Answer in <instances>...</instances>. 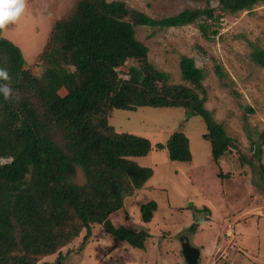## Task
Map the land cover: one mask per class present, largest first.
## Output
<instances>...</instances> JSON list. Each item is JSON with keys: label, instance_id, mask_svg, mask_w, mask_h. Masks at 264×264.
Wrapping results in <instances>:
<instances>
[{"label": "trees", "instance_id": "1", "mask_svg": "<svg viewBox=\"0 0 264 264\" xmlns=\"http://www.w3.org/2000/svg\"><path fill=\"white\" fill-rule=\"evenodd\" d=\"M202 1L204 8L186 7L155 18L121 0H77L73 10L52 23L38 55L48 64L40 78L31 67L25 68L20 47L0 38V64L6 58L19 97L12 102L0 97V158L11 160L0 165V264H36L83 228L88 239L96 223L116 240L145 248L151 236L147 229L112 222L126 195L143 189L153 176V169L140 165L138 158L152 151L167 152L171 161L191 163L193 153L182 131L154 144L145 136L117 131L110 122L116 110L178 107L201 116L214 167L237 146L205 106L206 74L196 60L182 55L179 68L185 83L172 84L170 74L150 62L149 47L136 36L138 26L193 23L205 35L216 34L209 22L219 19L216 10L236 13L262 0H217V6L212 0ZM253 59L264 67L263 52L255 50ZM217 73L224 76L220 66ZM245 109L247 121L255 110ZM263 138L262 133V139L253 143L258 160ZM242 161L254 173L260 169L264 173L263 164L247 157ZM77 168L85 174L83 183L74 180ZM157 207L155 201L142 204V221L151 224ZM189 230L195 232L196 224Z\"/></svg>", "mask_w": 264, "mask_h": 264}, {"label": "rangeland", "instance_id": "2", "mask_svg": "<svg viewBox=\"0 0 264 264\" xmlns=\"http://www.w3.org/2000/svg\"><path fill=\"white\" fill-rule=\"evenodd\" d=\"M121 1L155 18L186 7L206 6L202 0ZM76 2L29 0L26 16L3 37L20 47L25 68L31 67L39 78L45 76L48 64L38 55L52 23L73 10ZM211 4L217 6L218 1ZM215 14H221L219 19L209 22L218 30L216 34L209 31L205 35L199 24L193 23L169 28L138 26L136 36L149 47L150 62L168 72L172 84L185 83L179 68L181 56L196 60L206 74L205 106L224 124L237 146L222 159V166L214 167L201 116L178 107L114 111L110 122L117 131L145 136L153 144L166 142L176 131L184 132L190 139L193 161H171L167 152L156 151L138 158L140 165L153 169V176L143 189L126 195L124 207L113 214L112 222L117 227L147 229L151 236L145 248L116 240L96 223L88 239L83 228L79 236L42 256L36 264H183L181 240L185 236L200 249L199 264H264V173L257 170L263 178L258 176L242 161L247 157L264 165V143L260 160L254 155L257 144H253L264 134V67L253 59L255 50L264 53V0L252 9L236 13L218 9ZM217 66L222 68L223 77ZM122 71L126 73L128 68L123 66ZM59 92L63 95L66 90L62 87ZM246 106L255 110L248 113L247 121ZM74 180L84 182L81 168H77ZM148 201L158 205L151 224L142 221L140 212ZM193 224L195 232L189 230Z\"/></svg>", "mask_w": 264, "mask_h": 264}, {"label": "clouds", "instance_id": "3", "mask_svg": "<svg viewBox=\"0 0 264 264\" xmlns=\"http://www.w3.org/2000/svg\"><path fill=\"white\" fill-rule=\"evenodd\" d=\"M29 10V0H0V37H4L11 26H18ZM7 60L0 64V97L5 102L18 100L12 87L13 77L8 69ZM11 160L0 158V165Z\"/></svg>", "mask_w": 264, "mask_h": 264}, {"label": "water", "instance_id": "4", "mask_svg": "<svg viewBox=\"0 0 264 264\" xmlns=\"http://www.w3.org/2000/svg\"><path fill=\"white\" fill-rule=\"evenodd\" d=\"M191 113V112H190ZM182 242V251L184 256L183 264H199L201 251L198 247L191 245L188 236H185Z\"/></svg>", "mask_w": 264, "mask_h": 264}]
</instances>
